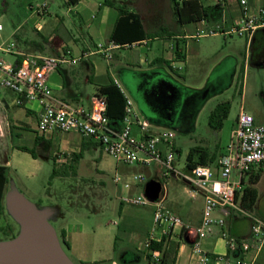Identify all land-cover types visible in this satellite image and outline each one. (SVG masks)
<instances>
[{"label":"crops","instance_id":"crops-1","mask_svg":"<svg viewBox=\"0 0 264 264\" xmlns=\"http://www.w3.org/2000/svg\"><path fill=\"white\" fill-rule=\"evenodd\" d=\"M109 1L139 17L145 33L144 38H128L135 39L133 42L139 44L131 48L113 49L111 59H106L94 49L97 44H107L110 41L119 15L118 9L105 4L104 0H79L75 4H69L67 0H50L51 3H48L40 16L35 15L29 7V17L33 21L30 31L25 27L29 20L18 24L12 22L10 35L6 37L5 42L0 43V52L3 53L1 59L20 63L25 58L66 55L65 61L47 75L52 90L50 100L69 105L80 101L87 109L92 105L91 96L110 81H114L124 96L132 101L124 86L127 88V85H133L136 75L142 73L151 76L150 85H190L189 89L192 90L195 88L191 85H215L211 71L214 66L221 64L222 58H218L207 68L204 67L205 59L217 54L219 47L221 48L220 40L234 35L228 31L242 15L243 9L239 0H225L224 4H219L217 0H197L200 5L209 8L208 17L182 23L174 12L173 0ZM181 1L178 0L179 3ZM247 3L249 9L253 10L264 3V0H247ZM52 6L57 7L52 10ZM8 39L11 40L10 43H6ZM245 39L247 46L255 45L256 48L253 56L250 54L249 61L255 66H264V28L257 29L250 39ZM10 55L12 59H9ZM234 73L235 67L230 83ZM193 74L199 76H196V81L191 82L190 77ZM154 76L159 77L153 83ZM219 77L220 75L216 80ZM15 96L12 91L0 87V166L5 167L7 178L0 213L6 210L5 202L10 192L30 193L36 198L35 209L53 227L59 242L65 245L77 264H153L147 258L148 250L143 247V242L152 228V205H146L151 207L150 226L146 234L141 235L134 244L129 237L119 239L109 225L102 224L98 208L88 207L85 201L80 202L68 195L53 197L44 182L42 183V178L49 171V159L53 161L51 178L77 177L74 163L82 157L83 151L89 148L102 149L96 141L83 138L75 131H54L40 135L37 132L40 104L34 100L16 105ZM208 96L210 94L200 101L198 108ZM135 103L137 102L132 101L133 109L150 122L144 113L136 109L138 103ZM234 125L235 122L230 127L229 135ZM123 126V121L109 119L112 131L119 132ZM160 127L155 125L153 128L151 124L152 130L163 129ZM137 132L138 127L132 124V133ZM20 147H27L34 155ZM219 148L213 153L207 149L209 155H214L212 162L224 151V148ZM178 153L180 154L179 149ZM57 154H61L62 158L58 159ZM184 160L186 161V157ZM136 167H121V174L118 173L126 179L130 172H135ZM54 169L58 171L56 175H52ZM261 172L251 171L242 175V188L250 185L256 189ZM257 173V182L250 183V175ZM160 179L162 178L157 169L150 180L159 183L161 188L163 182ZM231 179L238 181L239 178L235 174V178L231 175ZM138 185L127 189L128 192ZM165 188L167 193L166 184ZM118 200L119 213L134 219L136 215L128 210V205L121 203L120 197ZM166 203L169 209L180 215L189 225V230L176 228L168 234H158L160 240L164 238L159 264H194L191 241L194 237L193 229L201 220L203 197L199 210L177 196H167ZM213 215L220 217L222 211L216 210ZM4 223L0 224L1 228L12 229L16 226L10 220H5ZM114 224L119 225L116 222ZM222 229L240 240L250 236L249 219L242 215L231 214L225 217ZM220 230V227H214L213 233L203 239V248L213 257L222 255L219 264H235L237 254L228 247L225 239L219 236ZM119 241L121 245H118ZM255 264H264V247L257 255Z\"/></svg>","mask_w":264,"mask_h":264},{"label":"built area","instance_id":"built-area-1","mask_svg":"<svg viewBox=\"0 0 264 264\" xmlns=\"http://www.w3.org/2000/svg\"><path fill=\"white\" fill-rule=\"evenodd\" d=\"M217 2L224 4L225 0ZM239 4L243 9L242 15L228 33L250 39L257 29L264 28V3L253 10L249 9L247 0H239ZM47 6L44 2L30 8L35 15L40 16ZM137 44L139 42L118 44L109 41L107 44H97L94 51L111 59L113 49L131 48ZM65 56L25 58L20 63L0 59V87L16 95V105L34 100L40 104L37 123L40 135L54 131H75L83 138L96 141L104 152L119 163L147 167L155 162L158 165L163 183L155 201L149 200L144 194L120 196L123 204L153 207L152 228L143 242L144 249L151 255V262L159 264L161 260L160 250L149 249L153 241H160L159 233L168 234L176 228L189 230V225L169 209L166 203L165 184L175 178L192 196L199 194L203 197L201 220L193 229L194 237L191 241L194 264H219L222 255L213 257L202 245L203 239L213 233L215 226L220 227L219 236L236 252L235 264H255L257 255L264 247V219L243 209L238 197L242 193V175L251 171L264 172V124H256L251 114L240 109L224 151L214 162L198 163L187 169L184 160L183 167L179 168L174 132L167 128L152 130L150 122L133 109L129 98L125 97V115L122 120L124 126L119 132H114L109 127L105 95H92L89 109L80 101L69 105L50 100L52 90L47 75L65 61ZM132 124L138 127L136 134L132 133ZM57 158H62V155L57 154ZM233 172L238 175V181L231 179ZM120 180L121 175L116 172L113 181L119 183ZM145 181L146 177L142 173L131 172L123 181V186L130 189ZM216 210H221L222 216L214 217ZM231 214L249 219L250 236L247 239L240 240L222 229L225 217Z\"/></svg>","mask_w":264,"mask_h":264},{"label":"rangeland","instance_id":"rangeland-1","mask_svg":"<svg viewBox=\"0 0 264 264\" xmlns=\"http://www.w3.org/2000/svg\"><path fill=\"white\" fill-rule=\"evenodd\" d=\"M44 2L48 4L50 0H0V25L3 28L0 30V43L5 42L6 37L10 35L13 27L12 22L18 24L29 20L25 27L30 31L33 21L29 17V7ZM56 7L52 6V10ZM220 41L221 48L219 47L217 54L206 57L204 63V67L207 68L218 58H222L221 64L214 66L211 71L215 85H191L195 89H199L198 91L189 89L190 85H150L151 76L142 73L136 75L133 85H127V88L124 86L132 101L138 103H135L137 104L136 109L146 115L153 128L158 125L161 126L160 128L171 129L174 132L175 146L180 151L178 155L179 168L183 167L186 154L194 146L207 147L210 153L218 150L217 147L223 150L229 140L230 127L234 124L240 109L251 114L256 124H264V66H255L252 61H249L250 54L253 56L256 50L255 45L247 46L245 37L235 34L231 38ZM10 42V39L6 40V43ZM1 57H3V53L0 52V59ZM9 59H12L11 55ZM233 67H235V73L233 81L230 83ZM218 75L220 77L216 80ZM196 76L199 75L193 74L190 77L191 82L197 80ZM158 77H153V83L158 80ZM209 94L210 96L198 108L200 101ZM222 101H229L230 110L224 120V126L221 129H213L208 124L209 114ZM133 130H136L134 126ZM48 165L49 171L42 178V183L44 182L43 184L47 186L46 188L53 197L68 195L80 202L85 201L88 203V207L98 208L101 223L109 225L119 239L129 237L136 244L139 237L146 234L151 223V207L128 205V210L136 215L134 219H130L127 215L119 213L118 198L123 195H143L145 184L158 169L155 162L147 167L126 165L116 162L102 150L89 148L85 149L82 157L74 163L77 177L51 178L52 159L48 160ZM121 167H136L135 172L142 173L146 177V181L128 192L123 186L125 178L121 176L119 183L113 181L115 172L121 174ZM235 174V172L232 173V178H235ZM244 178L246 181V176ZM160 181L163 182V179ZM166 187L168 198L177 196L186 204H191L194 209H201L202 196L199 194L190 195L180 181L171 179L167 181ZM256 189L257 198L249 211L264 219V172L260 174ZM20 194L33 206L36 204V198L30 193ZM5 205L6 210L4 213H0V224L3 225L5 220H10L16 226L12 229L0 227V241L14 238L21 230L20 221L9 211L6 202ZM115 222L119 225L114 224ZM60 245L71 261L77 264L65 245L62 242ZM118 245H121V241L118 242Z\"/></svg>","mask_w":264,"mask_h":264},{"label":"trees","instance_id":"trees-1","mask_svg":"<svg viewBox=\"0 0 264 264\" xmlns=\"http://www.w3.org/2000/svg\"><path fill=\"white\" fill-rule=\"evenodd\" d=\"M79 0H67L69 4H75ZM174 1V12L179 20V22H186L198 19H206L208 17V7H204L198 3L197 0H182L180 3L178 0ZM104 3L116 7L119 11L118 18L116 20L114 29L110 35V41L116 42L118 44L131 43L135 39L144 38L145 33L143 31L139 17L126 10L121 6L114 5L109 0H104ZM135 38V39H128ZM166 62V61H164ZM99 94L105 95L107 107L106 115L110 120L122 121L125 115V104L126 98L119 88V86L114 82L110 81L109 84L103 85L98 90ZM230 110L229 101L219 102L209 114L208 124L213 129H221L223 126V121L227 118ZM22 150H26L34 153L27 147H20ZM214 159V155H209L206 148L201 146L192 147L186 155V168H191L198 163H209ZM58 171L53 170L52 175H56ZM258 179V173L255 175H250L249 182L256 183ZM6 171L4 166H0V211L2 209V195L3 189L6 184ZM238 196V193H237ZM257 198V190L248 185L242 188V193L239 197L240 206L243 209H251L255 204ZM164 238L160 241H153L149 247L152 250H161ZM147 258L151 259V255L148 253Z\"/></svg>","mask_w":264,"mask_h":264},{"label":"water","instance_id":"water-1","mask_svg":"<svg viewBox=\"0 0 264 264\" xmlns=\"http://www.w3.org/2000/svg\"><path fill=\"white\" fill-rule=\"evenodd\" d=\"M160 184L150 180L144 195L158 198ZM6 204L20 221L21 230L14 238L0 241V264H73L63 251L53 227L20 193L8 194Z\"/></svg>","mask_w":264,"mask_h":264}]
</instances>
